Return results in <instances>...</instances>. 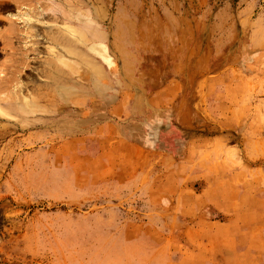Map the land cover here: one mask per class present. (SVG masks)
Masks as SVG:
<instances>
[{
    "label": "rangeland",
    "instance_id": "1",
    "mask_svg": "<svg viewBox=\"0 0 264 264\" xmlns=\"http://www.w3.org/2000/svg\"><path fill=\"white\" fill-rule=\"evenodd\" d=\"M0 115V264H264V0H0Z\"/></svg>",
    "mask_w": 264,
    "mask_h": 264
},
{
    "label": "bare ground",
    "instance_id": "2",
    "mask_svg": "<svg viewBox=\"0 0 264 264\" xmlns=\"http://www.w3.org/2000/svg\"><path fill=\"white\" fill-rule=\"evenodd\" d=\"M76 21L77 20H74L72 23H66V27L59 30V32L62 33L61 37L55 39L57 41V46L54 45L53 47H50L56 63L53 67L54 70L52 71V76L54 78L53 81L55 83H59L60 80L63 79V66L72 68L66 62V56H72L82 61L81 65L86 66L85 72L89 75L92 81H97L96 79L101 77V69L93 60L92 52L99 55L105 62L109 61L107 46H102L101 39H99L98 36H95L93 39L91 33L79 23L76 24ZM58 46L62 47L64 53L59 52L56 49ZM24 101V117H28L29 114H34L32 111L33 107L35 109V105L28 99H25ZM0 116L3 117L2 115Z\"/></svg>",
    "mask_w": 264,
    "mask_h": 264
}]
</instances>
